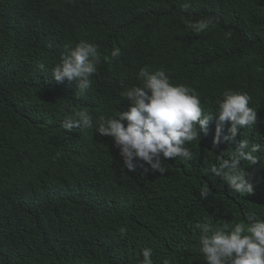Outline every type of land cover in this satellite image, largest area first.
Wrapping results in <instances>:
<instances>
[{"label": "trees", "instance_id": "16d2710c", "mask_svg": "<svg viewBox=\"0 0 264 264\" xmlns=\"http://www.w3.org/2000/svg\"><path fill=\"white\" fill-rule=\"evenodd\" d=\"M184 2L0 0V195L9 200L20 220L0 213V239L28 245V235L37 236L43 228L45 234L57 231V215L81 197L107 209L122 203L138 215L160 204L175 205V211L195 215L199 222L185 218L187 225L175 224L166 235H159L152 225L163 226L165 219L158 212L146 221L154 233L147 248L158 254L170 251L177 264H187L199 248L197 223L230 228L245 224L249 214L264 218V147L260 144L264 138V0H189L187 11L182 9ZM205 17L215 18L205 32L195 33L186 25L187 20ZM80 41L98 45L101 54L91 87L83 92L78 81L56 82L51 77L62 56ZM113 48L121 51L117 59L110 57ZM144 67L163 68L171 83L195 89L205 114L215 113L226 90L246 92L257 122L217 146L214 114L207 134L200 133L187 145L192 158L167 159L163 175L148 165L135 171L124 168L111 137L97 136L84 127L71 132L62 128L63 120L75 118L81 109L90 112L95 127L99 116L116 117L128 110L121 93L142 84L138 73ZM228 127L226 122L222 138ZM79 130L91 135L90 142L82 141ZM245 139L248 150L253 144L262 149L254 153L260 158L256 165L241 162L254 185L251 198L236 197L211 172L219 158L234 156L236 145ZM139 184L145 186V195H140L142 190L135 200L146 199L131 203L133 192L115 199L117 190L129 192ZM204 188L206 199L200 196ZM50 198L53 206L40 210L42 201ZM85 225L67 233L84 243L106 240L101 230ZM133 256L127 251L125 262Z\"/></svg>", "mask_w": 264, "mask_h": 264}, {"label": "clouds", "instance_id": "9594fccd", "mask_svg": "<svg viewBox=\"0 0 264 264\" xmlns=\"http://www.w3.org/2000/svg\"><path fill=\"white\" fill-rule=\"evenodd\" d=\"M190 7L189 0H185L182 9L187 11ZM214 20V17L187 20L186 25L199 34L207 31ZM120 55L119 48H113L110 53L111 59H117ZM100 60L98 45L80 41L69 49L67 55L62 56L52 69L51 77L56 82L78 81L79 92H83L91 87V78L97 73ZM40 68L43 69L44 65H40ZM138 79L142 82L140 86L126 88L121 93L129 103L128 110L119 112L116 117L99 116L96 122L98 126L95 127L90 112L86 108L81 109L75 113V118L67 116L62 128L71 132L84 127L97 136L111 137L124 168L135 171L148 165L153 172L163 175L167 172V159L192 158L187 145L200 137V133L207 134L214 114L217 125L213 144L217 146L234 140L241 128L257 122V111L249 104L251 97L246 92L226 90L223 98L217 101L215 113L205 114L195 89L185 84L171 83L163 68L154 71L148 67L141 68ZM226 122L230 127L228 134L222 138ZM79 134L82 141L90 142L92 137L86 130H79ZM262 139L260 144L264 147ZM260 144H253L248 150V140H240L234 156L230 159L219 158L220 163L211 168V172L220 177L236 197L237 194L247 198L255 195L249 173L242 168L241 162L250 165L260 162V158L254 154L262 150ZM79 155H82L81 150ZM144 190L143 184L129 192L117 190L119 196L115 199L128 198L133 192L131 203H137L146 199L141 197L145 195ZM140 192L141 196L135 200ZM207 195L208 189H202L201 198L206 199ZM53 201V198L43 200L40 210L50 209ZM124 205L113 203L110 209L101 208V204H95L89 197H81L67 205L65 213L57 215V231L45 234L47 230L43 228L37 236L28 235V245L9 243L1 238L0 264H177L174 256L170 258V251L158 254L147 248V240L154 237V233L166 235L167 230L175 224H180L179 227L187 225L186 219L199 222L196 216L175 211V205L161 207V204L151 208L153 211L138 215ZM104 211L107 212L106 216L103 215ZM158 212L164 216L165 224L160 227L152 225V233L146 221L153 220ZM0 213L10 220L20 221L9 200L1 195ZM245 219V224L236 223L230 228L225 225L224 228L214 229L211 223H197L195 227L201 233L199 248H195L194 259L187 264H264V218L249 214ZM85 224H91V229L101 230L106 240L84 243L67 233L68 229L75 231L87 226ZM21 247L26 250L21 251ZM127 251L135 256L125 262Z\"/></svg>", "mask_w": 264, "mask_h": 264}]
</instances>
